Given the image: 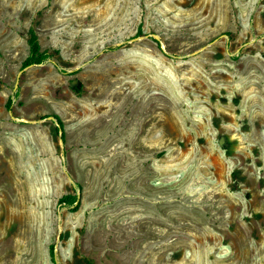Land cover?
Wrapping results in <instances>:
<instances>
[{
	"label": "rangeland",
	"instance_id": "1",
	"mask_svg": "<svg viewBox=\"0 0 264 264\" xmlns=\"http://www.w3.org/2000/svg\"><path fill=\"white\" fill-rule=\"evenodd\" d=\"M0 264H264V0H0Z\"/></svg>",
	"mask_w": 264,
	"mask_h": 264
},
{
	"label": "trees",
	"instance_id": "2",
	"mask_svg": "<svg viewBox=\"0 0 264 264\" xmlns=\"http://www.w3.org/2000/svg\"><path fill=\"white\" fill-rule=\"evenodd\" d=\"M27 45H28V56L24 59V61L21 63V70H24L31 66L36 65H42L44 64L51 56L48 54L47 50H41V47L39 45V40L36 32L33 28H29L27 32ZM10 104H7V107H9ZM56 119V127L57 131L60 130L63 132V125L62 122L57 118V116H54ZM64 135L62 133L61 138L63 139ZM77 198L75 195H64L58 200V204L71 208L73 211H75L78 207L76 205ZM50 255H53L52 249L50 250Z\"/></svg>",
	"mask_w": 264,
	"mask_h": 264
},
{
	"label": "water",
	"instance_id": "3",
	"mask_svg": "<svg viewBox=\"0 0 264 264\" xmlns=\"http://www.w3.org/2000/svg\"><path fill=\"white\" fill-rule=\"evenodd\" d=\"M153 38H154V40H156V41L159 39L158 36H154ZM135 39H136V38H135ZM22 72H23V70H21V71L19 72V75H20ZM18 81H19V76L17 77V80H16V82H15V88L17 87ZM58 135H59V136L62 135V132H61L60 130H58Z\"/></svg>",
	"mask_w": 264,
	"mask_h": 264
}]
</instances>
